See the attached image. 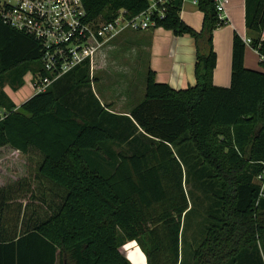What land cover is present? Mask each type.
<instances>
[{
    "label": "trees",
    "instance_id": "16d2710c",
    "mask_svg": "<svg viewBox=\"0 0 264 264\" xmlns=\"http://www.w3.org/2000/svg\"><path fill=\"white\" fill-rule=\"evenodd\" d=\"M149 0H82L89 19H127ZM199 32L172 0L152 29L195 41L196 85L175 91L148 69L143 99L112 115L96 99L87 66L16 106L4 92L46 74L32 38L0 20V148L27 158V175L0 187V264H130L135 241L147 264H183L181 219L188 209L173 147L192 148L207 180L218 184L217 212L192 249V264H264V0H244L249 46L260 70L244 67L234 33L230 85H213V32L225 24L213 0H195ZM85 92V95L81 92ZM107 108V107H106ZM262 253V255L260 254Z\"/></svg>",
    "mask_w": 264,
    "mask_h": 264
},
{
    "label": "crops",
    "instance_id": "0c3cea01",
    "mask_svg": "<svg viewBox=\"0 0 264 264\" xmlns=\"http://www.w3.org/2000/svg\"><path fill=\"white\" fill-rule=\"evenodd\" d=\"M228 1L225 9L227 24L217 28L212 36V46L216 55L212 82L214 86L222 88L230 85L233 34H238L242 40L249 38L244 24V0ZM179 16L191 29L196 32L201 30L203 15L192 0L183 1ZM125 42L130 44H126L123 53L120 46ZM260 60L257 52L246 45L244 67L249 70H260ZM195 64V41L189 36H175L171 31L162 28L139 32L126 31L98 54L92 82L93 92L110 114L127 115L144 97L148 69L155 73L157 83L167 84L171 89L178 91L196 85ZM22 89L25 97L21 102H16L18 97L11 90L8 89L9 92L5 90L9 98L18 104L17 107L33 95L30 88L23 86ZM123 92L125 98L122 96ZM3 150H12L13 153H4L5 155L0 157V165L4 162L20 161V158L23 162L26 160V156L16 150L9 147L0 148V152ZM3 175L6 179H13L11 182L22 178L21 174L13 177L0 168V187L11 183L3 182L1 180ZM120 253L130 264H147L145 255L135 241L124 244L120 248Z\"/></svg>",
    "mask_w": 264,
    "mask_h": 264
},
{
    "label": "built area",
    "instance_id": "2783aa9c",
    "mask_svg": "<svg viewBox=\"0 0 264 264\" xmlns=\"http://www.w3.org/2000/svg\"><path fill=\"white\" fill-rule=\"evenodd\" d=\"M171 1L149 0L140 15L127 19L124 11L119 10L111 21L105 22L89 19L82 0H0V20L39 45V62L46 75L27 73L23 78L24 86L27 84L35 95L78 67L87 66L93 80L98 54L126 31L152 29V19L163 18ZM213 2L218 19L227 24L225 9L229 1ZM192 3L196 5L195 0ZM243 42L250 44L249 39ZM255 182L264 191V170Z\"/></svg>",
    "mask_w": 264,
    "mask_h": 264
},
{
    "label": "rangeland",
    "instance_id": "374dc122",
    "mask_svg": "<svg viewBox=\"0 0 264 264\" xmlns=\"http://www.w3.org/2000/svg\"><path fill=\"white\" fill-rule=\"evenodd\" d=\"M126 44L123 43L120 46L122 52H125ZM127 63H129L127 61ZM143 72V69H142ZM27 86V84H25ZM90 89L93 90L94 84L90 82ZM8 87H4L5 90L9 92ZM20 88L17 91H12L16 97V100L20 101L24 99V91ZM85 95V92L81 90ZM126 92V91H125ZM122 96L124 97V93ZM6 93V92H5ZM123 97L121 100L123 101ZM125 98V97H124ZM11 99V98H10ZM13 101V100H12ZM14 103V102H13ZM18 105L17 103H14ZM174 155L178 158L181 164L182 177H183V190L188 203V209L183 214L181 219V235H180V248L183 253V264H192V249L199 246L202 242L205 229L208 225L209 217L213 216L217 212V198L219 196L218 184L214 181L207 180L205 178V172L203 169L196 164L195 154L192 148L188 145H179L173 147ZM13 153L12 150H3L0 152V157L5 155L4 153ZM9 156H7L8 158ZM21 157V156H20ZM14 158H12L13 160ZM13 161L10 163L4 162L0 165V168L6 170L8 174L13 177H18L19 174L22 178L27 175L28 166L27 158L24 162ZM2 176L1 180L6 183L11 182L13 179L4 178ZM6 179V180H5ZM262 255V253H260ZM141 262V259H140Z\"/></svg>",
    "mask_w": 264,
    "mask_h": 264
}]
</instances>
